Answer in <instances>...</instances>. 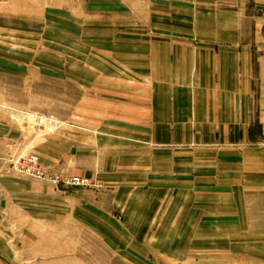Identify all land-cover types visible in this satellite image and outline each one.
I'll list each match as a JSON object with an SVG mask.
<instances>
[{"label": "crops", "instance_id": "1", "mask_svg": "<svg viewBox=\"0 0 264 264\" xmlns=\"http://www.w3.org/2000/svg\"><path fill=\"white\" fill-rule=\"evenodd\" d=\"M35 21L81 95L47 180L0 117V264H264V0H0V91Z\"/></svg>", "mask_w": 264, "mask_h": 264}, {"label": "rangeland", "instance_id": "2", "mask_svg": "<svg viewBox=\"0 0 264 264\" xmlns=\"http://www.w3.org/2000/svg\"><path fill=\"white\" fill-rule=\"evenodd\" d=\"M41 24L43 23L35 21L33 26L23 29L20 26L18 31L20 37H23L19 43L20 72L26 73V69H29V78L23 76L17 81L4 78L2 87L13 88V92L0 91V117L15 123L19 132V151L12 163L13 167L16 166L15 173L28 179H40V181L47 180L46 169L41 165L40 158L36 153L21 151V145L24 142H26V146L37 143L43 136L63 124L62 122L73 120L76 112L75 100L81 95V89L76 86L73 76L68 75L65 77L66 80L63 77L62 81V77L59 75L58 52L60 45L58 42L61 35H59L58 27L49 29L41 27ZM69 30L67 29L68 32H70ZM70 62L68 60V64ZM23 68L24 70L21 71ZM30 154L38 156L37 167L39 166L42 175L37 176L32 173L30 175L20 170L21 160ZM33 165L35 166V163ZM54 180L61 184L71 185L69 180L65 181L58 176L54 177ZM84 187L91 188L88 180L84 182ZM80 246H82L80 254L89 260L90 245L85 241ZM146 254L147 263L155 264L158 259L155 258V253L147 252Z\"/></svg>", "mask_w": 264, "mask_h": 264}, {"label": "built area", "instance_id": "3", "mask_svg": "<svg viewBox=\"0 0 264 264\" xmlns=\"http://www.w3.org/2000/svg\"><path fill=\"white\" fill-rule=\"evenodd\" d=\"M21 163H22V167L20 168V170L22 172H25L27 174L32 173V175H37V176L42 175L41 171L39 169V166L37 167L38 156H36L34 154H30L28 156H25V158L23 160H21ZM34 163H35V166L33 165Z\"/></svg>", "mask_w": 264, "mask_h": 264}]
</instances>
